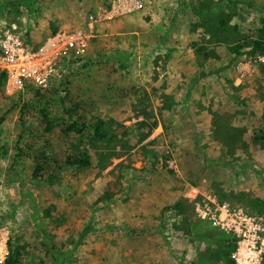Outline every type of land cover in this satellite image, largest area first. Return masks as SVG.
Returning <instances> with one entry per match:
<instances>
[{
	"label": "rangeland",
	"instance_id": "374dc122",
	"mask_svg": "<svg viewBox=\"0 0 264 264\" xmlns=\"http://www.w3.org/2000/svg\"><path fill=\"white\" fill-rule=\"evenodd\" d=\"M113 1L0 0V35L10 29L31 50L86 30V49L68 57L81 62L55 65L51 109L66 118L77 105L111 135H47L59 158L77 149L90 166L50 169L55 184L35 182L25 155L44 139L36 112H22L27 83L12 88L6 78L0 262L17 235L22 264H225L214 241L231 235L238 263L262 264L264 142L254 136L264 137V57H235L228 45L263 27L264 0H214L230 16L228 32L214 36L197 28L196 0H129L138 8L108 18Z\"/></svg>",
	"mask_w": 264,
	"mask_h": 264
},
{
	"label": "trees",
	"instance_id": "16d2710c",
	"mask_svg": "<svg viewBox=\"0 0 264 264\" xmlns=\"http://www.w3.org/2000/svg\"><path fill=\"white\" fill-rule=\"evenodd\" d=\"M211 5L204 3L201 0H196L194 4H191L193 13L198 16L199 23L197 28L204 29L207 34L211 36L216 35L219 31L228 32V24L230 16L225 14V10L220 3H215L214 0H208ZM231 6L235 3L233 0H226ZM7 7L11 6L6 4ZM29 8V6H27ZM238 8V7H237ZM232 7V10L236 12L238 10ZM31 11V10H30ZM215 15L212 17L211 14ZM263 27L257 30L255 36H246L239 39H234V42L228 45V51L235 57L247 56V57H264V21L260 20ZM233 31H237V28H232ZM238 34H240L238 32ZM233 44V45H232ZM195 47L196 44H193ZM196 51L201 52L205 50L207 54V59L212 55L206 48L195 47ZM75 54V53H70ZM61 57L60 62L64 63L65 67H71L72 64H79L81 60H76L73 62L68 59L69 55ZM205 58V60L207 61ZM72 61V62H71ZM202 75V74H201ZM6 82V74L0 72V90L4 88ZM49 89V88H48ZM48 89L43 90L32 84L27 83L24 87V99L22 100V112L25 110L35 111L36 119L38 122V127L41 130L42 138L44 143L38 147L33 154L28 156L32 164L33 173L32 179L35 182L45 181L49 185L55 184V176L53 171L48 173V170L57 168L58 170L63 169H73V170H84L90 166V156L84 151H79L77 149L64 153L62 157H58L57 153L53 151L48 144L47 135L53 134L55 131H59L64 137L70 138L71 136L82 137L88 135L91 137V142L100 141L105 142L110 140V133L105 127V122L102 120H97L93 125L85 122V119L79 113V106L72 105L69 110H67V117H61L53 113L51 105L56 102L54 99V93L48 91ZM57 93L55 92V95ZM58 96V95H56ZM23 115V114H21ZM19 140H22V135H20ZM254 141L263 144L264 137L262 134L254 136ZM21 151L19 156H24ZM183 208L179 207V211L183 212ZM215 245L218 246L219 250L222 252L225 264H236L232 259V254L236 249V239L231 235L222 236L216 239ZM7 256L3 263L0 264H22L25 255V247L21 244V240L17 235H11L7 242ZM262 264H264V255Z\"/></svg>",
	"mask_w": 264,
	"mask_h": 264
},
{
	"label": "built area",
	"instance_id": "2783aa9c",
	"mask_svg": "<svg viewBox=\"0 0 264 264\" xmlns=\"http://www.w3.org/2000/svg\"><path fill=\"white\" fill-rule=\"evenodd\" d=\"M134 8H138L137 3L115 0L107 15L108 18L121 16ZM93 19L94 17L90 16V20ZM89 39V34L84 29L59 32L50 37L42 47L31 50L20 42L17 35L7 29L0 35V71L6 74L7 84L12 88L20 89L25 83H29L46 90L58 59L70 52L83 53ZM227 228L233 230L234 227L227 224ZM232 259L236 264H240L234 253Z\"/></svg>",
	"mask_w": 264,
	"mask_h": 264
}]
</instances>
